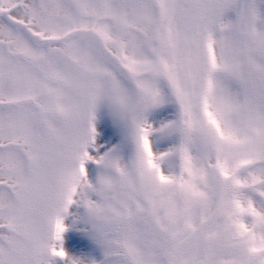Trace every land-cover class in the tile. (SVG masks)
<instances>
[{"label": "snow or ice", "instance_id": "snow-or-ice-1", "mask_svg": "<svg viewBox=\"0 0 264 264\" xmlns=\"http://www.w3.org/2000/svg\"><path fill=\"white\" fill-rule=\"evenodd\" d=\"M0 264H264V0H0Z\"/></svg>", "mask_w": 264, "mask_h": 264}]
</instances>
